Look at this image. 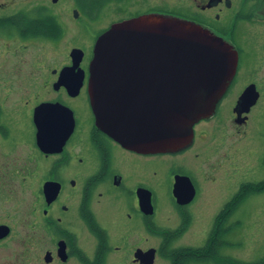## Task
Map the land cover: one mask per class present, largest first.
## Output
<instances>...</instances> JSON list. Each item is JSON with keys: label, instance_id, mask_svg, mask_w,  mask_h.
I'll list each match as a JSON object with an SVG mask.
<instances>
[{"label": "flooded vegetation", "instance_id": "af4514ba", "mask_svg": "<svg viewBox=\"0 0 264 264\" xmlns=\"http://www.w3.org/2000/svg\"><path fill=\"white\" fill-rule=\"evenodd\" d=\"M60 1L27 0V6L7 11L9 5L0 0V36L20 45L39 44L31 61L20 57L28 62L26 67L0 68V198L15 173L30 182L36 174L37 205L29 216L38 213L40 264H155L161 258L164 264H264V248L256 256L249 250L245 259L235 253L243 223L235 211L222 210L238 189L209 221L196 220L189 208L201 194V185L185 155L196 148L202 123L212 118L221 122L230 110L239 130L241 125L250 126L259 100L264 103V0H202L197 10L176 15L228 43L237 63L213 111L193 124L188 142L165 152L125 148L95 123L88 91L93 45L101 32L125 18L108 23L90 37V44L76 30L78 43L62 55L48 56L43 47L48 43L58 48L66 34L56 9ZM77 3L72 0L73 17H87L85 6ZM20 25V31L14 29ZM247 88L252 90L248 96L256 99L243 111L245 106H237V101ZM261 113L264 119V106ZM18 140L25 146L21 156L16 154ZM258 148L249 150L245 166L251 174L239 184L256 185L258 191L247 198L264 192V150L260 154ZM199 156L195 151L194 158ZM182 178L193 187L187 203L178 202L174 194V185ZM158 185H166L172 202L167 220H158ZM246 230L251 240L255 231L264 239V217L250 219Z\"/></svg>", "mask_w": 264, "mask_h": 264}, {"label": "water", "instance_id": "95a60500", "mask_svg": "<svg viewBox=\"0 0 264 264\" xmlns=\"http://www.w3.org/2000/svg\"><path fill=\"white\" fill-rule=\"evenodd\" d=\"M236 63L228 43L186 19L146 13L114 22L95 39L89 63L95 123L128 149L180 148L193 124L213 111ZM249 91L237 101L243 111L256 99ZM174 194L180 203L191 201L188 179L175 183ZM9 231L0 224V238Z\"/></svg>", "mask_w": 264, "mask_h": 264}, {"label": "rangeland", "instance_id": "374dc122", "mask_svg": "<svg viewBox=\"0 0 264 264\" xmlns=\"http://www.w3.org/2000/svg\"><path fill=\"white\" fill-rule=\"evenodd\" d=\"M1 1L9 5L7 11L16 10L24 7V5L27 6L25 4L27 0ZM201 1L125 0V3L122 0L117 2L110 1L99 11L95 18L85 17L82 14L78 18H74L72 15V0H61L56 9L60 11V20L63 26L66 27V34L59 41L58 48L53 49L47 43L43 47V52L48 56L64 54L68 46L79 42V39H74L77 37V34H75L76 30H80L83 35L87 36L89 39H84L83 41L85 44H90L92 35L118 18L126 19L138 13L146 14L147 11L160 8L173 9L180 12L186 9L197 10L196 4ZM27 4H29V1ZM82 5H85V1L79 0V6L82 7ZM118 8L123 11L118 12ZM80 19L82 23L76 22V20ZM38 48V43L28 42L20 45L17 40L11 42L0 36V68L14 69L17 65L20 68L26 67L28 62L20 60V57H29L31 61L33 57H36ZM246 71L247 74L253 73V71L248 69ZM239 78L242 79L243 76H239ZM235 87L237 86H234L233 89ZM235 93L231 94L235 95ZM262 106H264V103L259 100L257 107L253 110L250 126L241 125L239 130L236 129L237 125L230 119V110L221 122L216 120V118H212L202 123L204 125L202 132L198 135L196 148H191L185 153L187 160L190 159V166L199 175L198 182L201 185V194L198 195V198L189 208V210L193 211L196 220L209 221V217L218 211L223 203L238 189L239 184L249 179L251 172L249 167L245 166L248 163L247 155L249 150L258 146L260 147L258 148L260 149V154L264 150ZM20 143L22 141L18 140L15 147L17 149L16 154L21 156L23 151L25 153L23 149L25 146ZM195 151H200L198 159L194 158ZM22 176L20 173H15L14 179L6 187L7 194L0 198V223H5L11 228L8 236L3 241H0V264H40L41 246L38 243L39 239L37 240L38 213L36 215L33 214L34 216L32 217L29 216L32 206L36 207L37 205L33 197L34 193H36L37 177L35 174L34 179L30 182L22 179ZM157 208L158 220L161 221L163 217L167 220L170 215L169 212H171L172 202L166 185L157 186ZM235 213L237 218L242 220L243 223L240 226L242 230L236 237L237 242H239V246L235 250L237 257L245 259L249 250L253 251L254 256L258 255L264 248L263 234L255 231L253 232L255 237L251 240L246 226L248 227L250 219L261 220L264 217V192L247 198ZM199 230L200 228H198ZM251 244H253L252 247ZM28 251L29 255L27 254ZM155 264H164V259L161 258Z\"/></svg>", "mask_w": 264, "mask_h": 264}, {"label": "trees", "instance_id": "16d2710c", "mask_svg": "<svg viewBox=\"0 0 264 264\" xmlns=\"http://www.w3.org/2000/svg\"><path fill=\"white\" fill-rule=\"evenodd\" d=\"M79 4V0H76ZM85 1V8L84 9V14L87 15V17L89 18H95L97 17L99 11L103 8V6H105L107 3H109L110 1H119V0H84ZM88 7H90L91 9H89ZM159 12H165L168 14H171V16H183L182 12L178 11V10H168L167 8H160L158 9ZM149 12V11H147ZM135 14L134 16L139 15ZM173 14V15H172ZM17 22H20V18H16L15 19ZM36 20V19H34ZM40 20V19H38ZM23 26H15V30L20 31L19 28H21ZM42 32V31H40ZM258 191V189L256 188V185L250 184V183H242L237 192L232 196V198L224 205V209L222 210L223 212H228V213H232L233 211H236L238 209V207L245 201V199L253 192Z\"/></svg>", "mask_w": 264, "mask_h": 264}]
</instances>
